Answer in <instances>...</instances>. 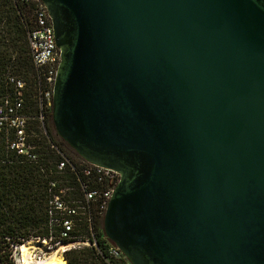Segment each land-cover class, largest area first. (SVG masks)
Wrapping results in <instances>:
<instances>
[{"label": "water", "instance_id": "water-1", "mask_svg": "<svg viewBox=\"0 0 264 264\" xmlns=\"http://www.w3.org/2000/svg\"><path fill=\"white\" fill-rule=\"evenodd\" d=\"M57 136L120 175L131 264H264V0H41Z\"/></svg>", "mask_w": 264, "mask_h": 264}, {"label": "built area", "instance_id": "built-area-1", "mask_svg": "<svg viewBox=\"0 0 264 264\" xmlns=\"http://www.w3.org/2000/svg\"><path fill=\"white\" fill-rule=\"evenodd\" d=\"M28 9L30 26L27 34L29 56L35 70L36 93L32 97L37 104V115L31 118L26 112L29 86L19 76L6 74L4 83L8 90L0 101V130H4L7 147L17 156L40 165L42 155L36 150L44 149L45 114L52 112V93L60 51L56 46L51 19L41 0H19ZM37 121L36 131L32 120ZM50 149L58 157L47 162V177L55 179L46 183L45 238H33L38 247L30 250L25 259L30 264H41L52 255L65 260L67 253L76 251L78 256L90 250L100 264H131L123 253L106 238L103 227L98 228L95 220L103 222L108 204L120 182V175L104 167L90 164L80 157L75 160L65 156L53 144ZM98 234V235H97ZM42 246V248L40 247ZM13 247L12 262L17 264ZM21 257L19 263L23 261Z\"/></svg>", "mask_w": 264, "mask_h": 264}, {"label": "trees", "instance_id": "trees-1", "mask_svg": "<svg viewBox=\"0 0 264 264\" xmlns=\"http://www.w3.org/2000/svg\"><path fill=\"white\" fill-rule=\"evenodd\" d=\"M29 26V11L19 0H0V101L8 90L3 82L5 75L20 76L29 86L26 99L29 108L26 113L35 118L36 114L32 116V113L38 109L32 98L36 87L27 40ZM31 122L36 131L37 121L34 119ZM44 127L46 130L45 124ZM10 137L12 135L6 137L4 130H0V264H13L11 257L14 246L47 236L46 183L55 179L53 176L47 177V162L57 157L50 149L48 142L51 141L46 130L44 149L36 150L43 158L40 165L45 173H41L38 165L8 149L6 139ZM95 223L98 228L102 227L99 218ZM65 260L68 264H100L88 249L79 256L74 252L67 253Z\"/></svg>", "mask_w": 264, "mask_h": 264}, {"label": "rangeland", "instance_id": "rangeland-1", "mask_svg": "<svg viewBox=\"0 0 264 264\" xmlns=\"http://www.w3.org/2000/svg\"><path fill=\"white\" fill-rule=\"evenodd\" d=\"M20 77V76H19ZM34 111V110H33ZM37 115V112L34 111L32 113V116L33 115ZM44 124L46 126V130H47V133H48V136L50 138V141L51 143L58 148V150L60 152H62L65 156L71 158V159H76L78 156L75 154V152L73 150H71L56 134L55 132V129H54V126L52 124V119H51V115L49 116H46L45 119H44ZM72 252H76V251H72ZM16 258V262L17 264H20L19 263V260H20V256H19V250H17L15 252V257Z\"/></svg>", "mask_w": 264, "mask_h": 264}, {"label": "bare ground", "instance_id": "bare-ground-1", "mask_svg": "<svg viewBox=\"0 0 264 264\" xmlns=\"http://www.w3.org/2000/svg\"><path fill=\"white\" fill-rule=\"evenodd\" d=\"M37 247L38 245L33 241L25 242L24 244L18 247L19 254L23 257V261L21 264H30V262L25 259V256L28 254L30 250L36 249ZM40 248H42V246ZM41 264H65V262L63 259H61L59 255L55 254V255H52L50 258L46 259Z\"/></svg>", "mask_w": 264, "mask_h": 264}]
</instances>
